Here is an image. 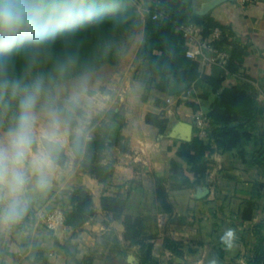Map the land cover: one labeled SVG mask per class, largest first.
I'll return each mask as SVG.
<instances>
[{"label": "crops", "instance_id": "1", "mask_svg": "<svg viewBox=\"0 0 264 264\" xmlns=\"http://www.w3.org/2000/svg\"><path fill=\"white\" fill-rule=\"evenodd\" d=\"M191 9L197 15H209L236 39L240 57L234 71L216 66L201 70L205 74L222 73L223 85H250L247 92L253 99L254 116L246 121V127L264 141V0L244 5L237 0H192ZM137 45L130 46L128 57L87 95L86 101L96 110H113L122 118V122L105 118L107 130L111 121L120 123L118 141L107 142L101 155V164L111 169L106 184L78 167L68 143L64 148L66 161L58 164L50 188L33 194L30 209L20 222L0 224V264H139L138 246L124 240L121 221L100 207L102 195L118 193L128 194L125 214L145 218L147 241L159 264L253 263L258 249L257 224L264 222V187L244 181L239 168L223 170L221 149L215 143L209 156L211 167L200 184L177 189L169 184L182 179L172 176V161L182 167L183 177L193 180L189 163L176 154L179 143L190 140L195 129L194 111L185 101H195L199 110L207 112L216 92L210 85L195 88L176 77L170 78L169 86L182 87L180 90L160 91L156 88L159 77L150 74L146 61L135 60ZM79 101L84 97L79 96ZM148 113L165 120L162 132L146 122ZM120 144L128 149L121 151ZM254 149L248 146V154ZM254 170L264 176L263 168ZM158 177L166 179L170 211H165L156 198ZM76 185L85 186L91 193L94 215L78 229L66 225L57 231L45 229L39 211L55 206L63 190ZM248 200L255 208L251 219L243 220L241 210ZM228 228L235 233L231 249L220 239ZM166 238L179 242V254L166 246Z\"/></svg>", "mask_w": 264, "mask_h": 264}, {"label": "trees", "instance_id": "2", "mask_svg": "<svg viewBox=\"0 0 264 264\" xmlns=\"http://www.w3.org/2000/svg\"><path fill=\"white\" fill-rule=\"evenodd\" d=\"M192 0H142V14L127 0H81L85 15L74 24L60 27L53 20L50 27L57 30V41L65 35H72L80 47V61L73 72L62 81L54 82L57 85L77 76L87 70L100 65H117L124 58L121 54L122 44H126L131 35L135 22L142 21V35L133 36L128 44L132 47L137 42L135 60L146 61L150 74L159 77L156 88L167 92L170 78L176 77L182 82L193 83L195 88L207 84L216 98L207 111L209 117L208 135L200 137L197 130L188 141H181L177 148V156L189 163V171L193 180L183 177V169L175 161L170 164L173 177L180 176L181 180L169 183L171 188H181L200 184L207 176L211 167L210 154L214 151L213 143L221 149L222 169L239 168L243 180L249 183H258L264 187V176L254 170L255 167L264 169V141L254 137L253 132L246 127V121L253 119V99L247 90L250 85L246 82L223 85L224 76L217 72L205 74L201 70L198 60L185 57L186 45L178 24L193 23L200 28L202 36H206L209 29L220 25L214 23L209 15H197L191 9ZM90 12V16L89 13ZM159 13L160 17L153 19L152 15ZM126 41V42H125ZM175 42H178L177 45ZM218 44L229 51V60L226 68L234 71L240 57L236 39L224 31ZM248 78V77H247ZM264 83V80L262 81ZM204 95V94H203ZM145 97V96H143ZM196 112L199 105L195 101H185ZM74 111L82 117V110L75 106ZM105 118H115L122 122L121 116L113 110L99 111L91 120L89 134L82 132L79 146L74 147V136L70 137L71 149L75 156V163L84 172L92 175L102 184H106L111 169L109 165L101 164L102 152L108 147L107 126ZM244 121V122H242ZM146 122L158 127L162 132L165 120L158 118L154 113L146 115ZM236 122L235 124H231ZM76 124L75 121L72 123ZM118 139L113 141L117 142ZM254 146L253 154H248L247 147ZM120 150L126 151L128 146L120 144ZM67 156L62 150L59 165H63ZM164 177L155 179V193L161 207L170 211L167 203V192L164 186ZM128 194L102 195L100 207L109 213L112 219L120 220L124 231L123 238L130 245H137L139 264H159L152 254V244L147 241L145 232V218L141 215L125 214L128 206ZM63 210L64 225L78 229L94 215L92 195L82 185L65 188L61 196L55 201ZM255 204L252 200L245 202L241 210V218L250 220ZM48 209V208H47ZM258 249L253 263L264 264V222L257 224ZM166 246L175 254H179V242L166 238ZM57 244V241H55Z\"/></svg>", "mask_w": 264, "mask_h": 264}, {"label": "clouds", "instance_id": "3", "mask_svg": "<svg viewBox=\"0 0 264 264\" xmlns=\"http://www.w3.org/2000/svg\"><path fill=\"white\" fill-rule=\"evenodd\" d=\"M90 16V12L88 13ZM85 15L81 0H0V224L20 222L34 193L46 192L60 162L65 131L72 129L78 103L74 93L57 105L50 86L69 76L80 61L75 37L57 41L60 27ZM221 243L233 247L228 228Z\"/></svg>", "mask_w": 264, "mask_h": 264}, {"label": "built area", "instance_id": "4", "mask_svg": "<svg viewBox=\"0 0 264 264\" xmlns=\"http://www.w3.org/2000/svg\"><path fill=\"white\" fill-rule=\"evenodd\" d=\"M237 1L244 5L257 2L258 0ZM158 17H160L159 13L152 15L153 19ZM177 27L186 45L185 57L198 60L200 67L216 66L221 69L226 68L229 60V51L226 47L218 44L224 34L220 27L210 28L206 36H202L200 28L193 23H180ZM167 101L169 102L170 99L168 98ZM193 124L200 137L208 135L209 117L207 112L202 110L194 112ZM38 215L47 230L57 231L64 226V213L58 206L42 209Z\"/></svg>", "mask_w": 264, "mask_h": 264}, {"label": "rangeland", "instance_id": "5", "mask_svg": "<svg viewBox=\"0 0 264 264\" xmlns=\"http://www.w3.org/2000/svg\"><path fill=\"white\" fill-rule=\"evenodd\" d=\"M127 1L133 4L136 7V9L142 14L141 0H127ZM142 23H143L142 21L135 22L131 35L128 36L126 39L127 43L122 44L120 49L123 58L128 57V54L130 52V45L128 44V41H130V39L133 36L135 37L141 36L140 28ZM115 68L116 65H111V64L100 65L96 68L87 70L77 76H74L73 78L67 80L64 83L50 86V95L59 106H63L65 101L74 93L78 94V103L76 104V107L80 108L83 113H82V117L80 118L77 116L76 112L74 111L73 121H75L76 124L75 125L72 124V129L79 128L81 130L80 134L82 132L89 134L88 126L91 120L99 111H102L98 109L96 110L93 107L92 102H90L89 100L86 101L87 95L90 96L93 92V87H95L97 84L101 85L104 82V80L110 75V73L113 72ZM79 96L84 97V101H79ZM79 105L80 106L83 105V107H80ZM71 136L73 135H71L70 132L66 130L65 135L63 137V151L68 143L71 144V140H70Z\"/></svg>", "mask_w": 264, "mask_h": 264}, {"label": "water", "instance_id": "6", "mask_svg": "<svg viewBox=\"0 0 264 264\" xmlns=\"http://www.w3.org/2000/svg\"><path fill=\"white\" fill-rule=\"evenodd\" d=\"M182 87H177L170 85L168 88L169 93H174L180 90ZM120 129V123L118 121H111L109 129L107 130V142H112L113 140L117 139L118 132Z\"/></svg>", "mask_w": 264, "mask_h": 264}]
</instances>
